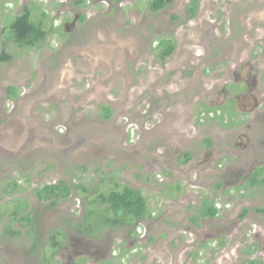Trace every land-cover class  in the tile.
<instances>
[{"label":"rangeland","instance_id":"1","mask_svg":"<svg viewBox=\"0 0 264 264\" xmlns=\"http://www.w3.org/2000/svg\"><path fill=\"white\" fill-rule=\"evenodd\" d=\"M149 1H28L34 20L41 8L47 12L48 22L43 26L47 37L43 50L20 55L14 51V60L0 63V104H35L34 114L43 123V134L52 129L56 139L37 141L36 150L32 148L7 162L1 159L0 189L2 179L9 176L20 178L19 182L27 177L21 190L30 194L40 181L93 184L107 179L101 176L110 171L116 181L141 187L148 208L158 202L166 210L161 231L170 235H150L141 247L143 261L134 259L127 264H185L188 253L178 252L182 249L180 241L187 242L188 234L183 236L182 232L188 231V218L197 213L196 198L210 196L215 190L205 186L206 177L214 176L212 159L198 170L196 164H178L171 182L181 180L186 188L168 195L164 191L169 190L153 178L173 164L170 159L174 151L177 155L194 151V162L201 161L199 148L207 142L205 138L224 135L223 129L231 128L221 118L203 119L199 110L208 102L206 88L220 92L219 81L214 83V79L223 76L220 69L232 54L257 63L264 73V0H173L159 11H152ZM189 2L191 10L187 11ZM160 40L171 41L163 48L164 57L157 54ZM12 85L19 88L21 103L5 97V90ZM158 102L164 107L146 117ZM103 104L113 107L109 119L102 116ZM144 122L154 133L145 137L149 142L141 146L146 152H154L159 160L155 165L151 156L141 157L127 146L135 143L128 135L138 128L142 131ZM27 124L32 126L33 122L15 125V137ZM13 139L18 138L4 137L8 142ZM152 140L164 141L167 147L159 150ZM219 147L222 151L229 148L225 144ZM73 148L78 152L72 154ZM103 161L106 163L98 170ZM147 173L150 178L145 180ZM87 192L76 188L73 203L81 199L79 203L84 204L91 199ZM79 203L75 214L80 212ZM172 211L176 216L170 215ZM165 218L172 220L164 223ZM14 239L6 240L13 244ZM184 248L193 252L197 246ZM230 259L229 251H225V264Z\"/></svg>","mask_w":264,"mask_h":264},{"label":"flooded vegetation","instance_id":"2","mask_svg":"<svg viewBox=\"0 0 264 264\" xmlns=\"http://www.w3.org/2000/svg\"><path fill=\"white\" fill-rule=\"evenodd\" d=\"M28 1L0 2V63L14 60V51L20 55L33 49L43 50V42L47 37L43 41V32L33 36L32 31H26L21 38L16 37V29L20 26L16 25L15 20L30 11ZM172 1L169 0L162 8L154 9L150 0L149 8L159 11L171 5ZM191 2L187 11L191 10ZM62 5L65 6V3L62 2ZM43 11L41 8L40 15L35 20L32 18L37 23L41 19L42 31ZM62 25L67 26L65 22ZM161 42L157 44V54L164 57L160 53L164 48L159 46ZM232 55L234 58H227L228 64L220 69L223 76L214 79V83L219 81L220 92L206 88L208 102L201 104L199 110L203 119L221 118L231 128L223 129L224 135L220 133L215 138H205L207 142H202L199 148L203 154L200 162H194V151L178 155L174 151V157L170 159L173 164L167 169L163 168L153 178L157 185L161 184L169 190L164 191L168 195L186 188L181 180L171 182L172 171L178 164L186 167L196 164L198 170L200 165L212 159L214 176L206 177L205 186H212L215 190L210 196L199 195L196 198L197 213L188 218V231L182 232L183 236L188 234L185 236L187 242L180 241L182 249L178 252L188 253L185 264H225V251L230 253L229 264H264V73L257 63ZM5 97L21 103L22 97L15 85L5 90ZM162 104L167 102L162 100ZM36 107L35 104H0V160L7 162L8 159L23 156L32 148L36 150L37 141L42 143L44 139H56L52 129L44 130L43 134V123L34 114ZM162 107L158 102L146 117ZM101 109L102 116L109 119L113 107L103 104ZM180 109L186 114L184 104H181ZM107 110L109 115L104 116ZM27 121L33 122V125L27 124L23 132L15 137V125H24ZM140 127L142 131L138 128L128 135L129 141L133 139L135 143L127 146L141 157L151 156L153 165L158 164L154 152H146L141 146V143L149 142V139L144 138L154 132L145 127V122ZM238 128H242L241 131ZM4 133L5 136H2ZM4 137L18 139L8 142ZM151 144L159 150L163 146L167 147L161 140H152ZM222 144L229 148L222 151L219 147ZM75 152L78 150L73 148L72 154ZM103 155L106 156V153ZM105 163L103 161L98 170ZM105 176L107 181L99 179L93 184L60 179L40 181L30 194H23L21 190L28 182L27 177L22 182L16 176L3 178L4 185L0 189V234L3 236H0V264H127L134 259L143 261L141 247L150 235L156 232H160L161 236L170 235L161 231V219L166 210L158 202L148 208L141 187L116 181L110 171L101 177ZM149 178V173L145 174V180ZM76 188L88 190L86 195L91 199L84 204L79 203L81 199L73 203L77 199ZM127 189L135 194L128 197ZM231 189L235 192L231 193ZM78 203L80 212L75 214ZM175 214L177 212L172 211L170 215L174 217ZM169 219L165 218L164 223ZM165 225L171 227V224ZM12 236L15 238L13 244L6 240ZM25 239L27 243L23 242ZM186 245H195L198 249L189 252L184 248Z\"/></svg>","mask_w":264,"mask_h":264},{"label":"trees","instance_id":"3","mask_svg":"<svg viewBox=\"0 0 264 264\" xmlns=\"http://www.w3.org/2000/svg\"><path fill=\"white\" fill-rule=\"evenodd\" d=\"M169 0H152V7L154 9H158V8H162ZM48 14L47 12L43 11V25L44 23L48 22ZM41 20V19H40ZM37 23L35 22L32 17L30 16V11L28 10L26 15L21 16V17H17V19L15 20L16 25L20 26V28L16 29V37L17 38H21L23 36V34L26 31H32V35L33 36H39L40 34H42L43 32V40L45 39V37L47 36V31L45 30V28L43 27V31L41 28V24L42 21ZM171 42L169 40H162L161 44L159 45L161 46H170ZM172 46V45H171ZM161 55H164L163 50H161ZM0 60H2V58H0ZM108 113H105L104 116H108L109 115V110H107ZM128 192V197L133 196L135 194L134 191L127 189Z\"/></svg>","mask_w":264,"mask_h":264}]
</instances>
